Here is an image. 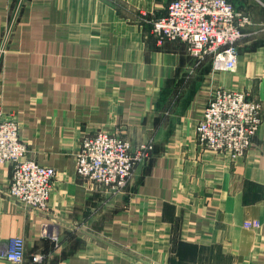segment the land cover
<instances>
[{
    "label": "crops",
    "instance_id": "1",
    "mask_svg": "<svg viewBox=\"0 0 264 264\" xmlns=\"http://www.w3.org/2000/svg\"><path fill=\"white\" fill-rule=\"evenodd\" d=\"M171 1L0 0V47L19 10L0 107L57 172L39 211L9 196L12 165L0 164V264H16L5 257L16 236L23 264H264V121L238 158L203 148L195 130L217 88L248 92L264 118V0H231L252 18L234 71L154 36ZM99 131L154 142L120 194L77 173L82 139Z\"/></svg>",
    "mask_w": 264,
    "mask_h": 264
},
{
    "label": "built area",
    "instance_id": "2",
    "mask_svg": "<svg viewBox=\"0 0 264 264\" xmlns=\"http://www.w3.org/2000/svg\"><path fill=\"white\" fill-rule=\"evenodd\" d=\"M18 14L19 10H14L11 15L0 47V61ZM250 24V14L238 10L231 0H172L166 14L153 22L152 32L160 42L181 40L187 43L190 54L198 61L212 56L215 69L234 71L239 63V43L249 34L245 28ZM261 108V103L248 92L215 89L196 124L198 143L233 158L245 156L263 124ZM153 147L152 143L134 146L118 132L99 131L87 135L76 156L77 173L112 194H120L126 191L136 167L150 156ZM28 153V146L21 138L19 120L0 107V164L12 165L9 196L25 208L45 211L57 172ZM25 254V239L12 238L6 259L23 264ZM41 259L42 256L34 257L36 262Z\"/></svg>",
    "mask_w": 264,
    "mask_h": 264
},
{
    "label": "rangeland",
    "instance_id": "3",
    "mask_svg": "<svg viewBox=\"0 0 264 264\" xmlns=\"http://www.w3.org/2000/svg\"><path fill=\"white\" fill-rule=\"evenodd\" d=\"M119 133V132H118ZM120 134V133H119ZM129 140V139H128ZM130 141V140H129ZM153 144V146H154V142H152V141H148V142H142V143H140L139 145H142V144ZM138 145V146H139ZM153 150H154V147H153V149H152V152L150 153V156L145 160V161H143L142 163H144V162H146L150 157H151V155H152V153H153ZM141 163V164H142ZM140 165V164H139ZM132 181V180H131ZM131 183V182H130ZM130 185V184H129ZM55 239V238H54ZM56 240L57 241H59V238H56Z\"/></svg>",
    "mask_w": 264,
    "mask_h": 264
}]
</instances>
